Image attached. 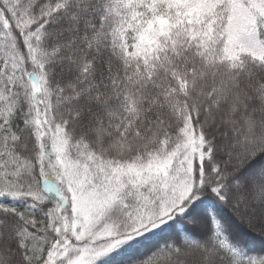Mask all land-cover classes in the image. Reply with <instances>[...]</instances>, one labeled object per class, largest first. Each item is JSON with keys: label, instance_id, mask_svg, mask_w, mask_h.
Instances as JSON below:
<instances>
[{"label": "snow or ice", "instance_id": "6c2138e0", "mask_svg": "<svg viewBox=\"0 0 264 264\" xmlns=\"http://www.w3.org/2000/svg\"><path fill=\"white\" fill-rule=\"evenodd\" d=\"M0 264H264V0H0Z\"/></svg>", "mask_w": 264, "mask_h": 264}]
</instances>
